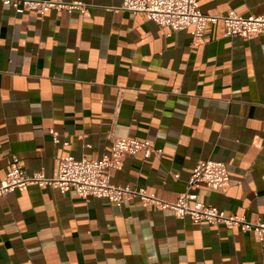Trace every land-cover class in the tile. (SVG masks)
<instances>
[{"label":"crops","instance_id":"obj_1","mask_svg":"<svg viewBox=\"0 0 264 264\" xmlns=\"http://www.w3.org/2000/svg\"><path fill=\"white\" fill-rule=\"evenodd\" d=\"M83 1L86 15H40L0 0V182L13 156L52 177L62 156L101 158L132 137L162 154L126 156L113 183L174 202L199 160H221L231 185L200 183L191 205L264 222V31L226 36L219 18L200 39L123 0ZM198 6L264 15V0ZM0 264H264V235L31 184L0 196Z\"/></svg>","mask_w":264,"mask_h":264},{"label":"built area","instance_id":"obj_2","mask_svg":"<svg viewBox=\"0 0 264 264\" xmlns=\"http://www.w3.org/2000/svg\"><path fill=\"white\" fill-rule=\"evenodd\" d=\"M15 9L34 10L44 15L51 9L66 10L69 13L79 11L86 15L89 3L83 0H2ZM121 9L132 13L143 12L158 25L173 30L194 28L195 38H204L207 25L219 18L224 21L226 36L254 38L264 31V15H241L231 9L225 14H206L199 9L198 0H123ZM55 140H57L55 136ZM143 152L145 156L162 154L149 140L132 137H113L111 150L101 158H77L72 154L61 157L58 173L49 177L42 170L27 172L17 156L9 160V170L0 182V196L15 188H26L36 184L41 188L52 186L61 192H74L81 198H106L118 204L139 198L143 204L153 205L161 210H172L179 217H190L210 224H222L228 228L238 227L243 231H255L264 235V222H250L245 216L227 213L215 205L198 208L191 205L197 194L193 189L200 183L208 188L226 191L231 185V176L224 161L199 160L193 168L186 191L174 202L160 199L155 193H149L144 187H131L115 184L111 172L120 169L128 155Z\"/></svg>","mask_w":264,"mask_h":264}]
</instances>
